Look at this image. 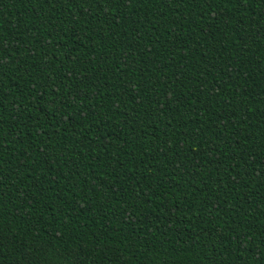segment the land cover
Wrapping results in <instances>:
<instances>
[{"label": "trees", "instance_id": "16d2710c", "mask_svg": "<svg viewBox=\"0 0 264 264\" xmlns=\"http://www.w3.org/2000/svg\"><path fill=\"white\" fill-rule=\"evenodd\" d=\"M0 264H264V0H0Z\"/></svg>", "mask_w": 264, "mask_h": 264}]
</instances>
